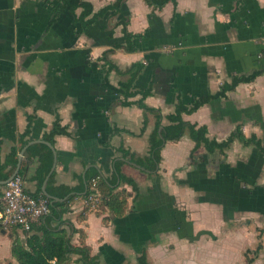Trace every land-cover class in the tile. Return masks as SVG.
Wrapping results in <instances>:
<instances>
[{"label":"crops","instance_id":"1","mask_svg":"<svg viewBox=\"0 0 264 264\" xmlns=\"http://www.w3.org/2000/svg\"><path fill=\"white\" fill-rule=\"evenodd\" d=\"M87 1L98 12L116 0ZM60 6L58 0H0V158L19 148V161L28 143L45 140L57 153L52 186L70 188L86 185L92 169L107 182L117 178V186L116 163L122 162L121 172L138 185L136 192L129 184L118 188L127 193L123 216L80 196L62 216L80 231L73 244L81 243L82 232L100 264H136L143 253L151 264H247L246 251L259 244L253 264H264V154L258 149L235 141L225 154L212 155L201 147L193 166L195 142L185 134L165 143L153 171L121 152L150 157L157 118L137 104L149 87L145 103L161 111L164 128L179 100L191 105L257 71L262 74L252 82L183 119L206 126L218 141L238 125L264 141V0H177L162 8L127 0L118 15L109 11L88 26L80 20L83 8L57 14ZM127 19L128 30L143 35L133 52L115 46L124 43L122 25L111 34L110 27ZM137 62L144 68L130 89L135 95L116 94L113 87L129 78L122 71ZM57 118L66 133L51 142L46 136ZM38 165L33 157L24 172L31 195L38 192ZM94 191L99 198L108 189L96 184ZM43 218L36 227L47 222ZM47 223L57 228L59 220L49 217ZM27 237L19 227L0 230V264L15 262L13 241L26 244Z\"/></svg>","mask_w":264,"mask_h":264},{"label":"trees","instance_id":"2","mask_svg":"<svg viewBox=\"0 0 264 264\" xmlns=\"http://www.w3.org/2000/svg\"><path fill=\"white\" fill-rule=\"evenodd\" d=\"M61 2V6L57 10L59 14L63 9L67 8L71 12H75L77 8H83L82 15L80 20L84 26L93 24L96 20L103 18L109 11H115L114 16L118 15L121 7L127 0H116L114 3L110 4L107 7L102 8L98 12L93 11V6L87 0H58ZM176 3L177 0H145V2L154 8H162L168 2ZM92 15L90 20H86L88 16ZM129 20H119L111 28V34L116 27L122 25L124 43L116 44V48H123L129 52L136 50L134 40L142 38V34H134L128 30ZM108 53L105 54V57ZM144 63L137 62L131 65L126 71H122L123 74H129L127 82H123L119 87H113V91L118 95H123L126 98L132 97L135 95L134 91H130L133 86L134 81L138 75L143 71ZM262 74V71H257L249 76H239L234 77L231 83L224 84L221 89L216 93H208L207 95H202L194 99L191 105H186L182 100H179L175 112L168 115L166 118L169 120V125L164 126L162 130L163 139L160 136L159 128L162 125L163 115L159 109H155L145 103V98L152 93V88L149 87L147 90L143 91L142 98L137 102L139 107H141L145 112L154 113L157 122L156 128L153 134L150 137L151 144V154L150 157L145 159L135 158L134 155L129 154V152L121 150L124 157L129 158L131 161L137 163V165L145 168L146 170L153 171L156 170L162 161V149L165 146V143L168 141H177L180 140L185 134H188L190 138L195 142V147L191 152V164L193 166L197 165L196 152L204 147L210 154H225L231 145L235 141L241 142L244 146H254L261 153L264 154V141L257 137L256 134L251 136H246L242 130V125H238L231 134L224 140L218 141L216 138H210L208 136V129L206 126H197L183 119V114H190L198 110L202 105L209 103L213 99L225 97L228 91L234 90L236 86L242 82H252L257 76ZM126 103V102H124ZM128 103V102H127ZM131 104V103H128ZM32 121V119L30 120ZM30 132V124L27 130V133ZM66 133L65 128L60 125V121L57 120L54 123L53 129L46 138L54 142L53 137L56 134ZM28 143L27 140H21V146H24ZM18 153L19 148L12 149L9 156L3 161L0 158V181L7 180L13 175L17 168L18 164ZM26 161L23 163V166L20 169L19 175L24 177V172L26 166L29 164L31 158L38 157L39 165L36 170L35 179L38 182V192L34 194L35 197H44L49 201L50 212L44 216L53 219L59 220V225L57 228H53L45 221V223H40V226H35L33 224L31 232L27 233V242L26 244L21 243L18 240L13 241L12 245V256L15 258V262L9 260L6 264H50L49 262L53 259L56 260V264H100L99 257L92 254V249L89 245L84 242V235L81 232V243L73 244L72 239L74 234L80 233L72 223L66 220H62V216L65 211H68L70 208V202L77 196L82 197L88 204L103 203L106 205L115 215L123 216L125 206L127 204V193L125 190H118L119 186L122 184H129L132 186L133 190L138 191V185L132 177H128L121 172L122 162H117L116 167L120 174L119 180L120 184H117L118 179H112L107 182L100 174V172L92 169L87 173L86 176V185H80L77 188H70L68 186L62 185L58 187L52 186V178L48 181L47 191L54 196L59 198H66L62 201H57L52 203V201L45 197L41 193V187L43 182L50 172L53 162L54 154L52 149L44 144H34L31 145L26 153ZM97 179L98 190L102 186H106L108 189L107 193H102L101 197H97L92 188V180ZM6 185L0 186V193L2 188L5 189ZM118 190V191H117ZM97 198V199H96ZM43 218V219H44ZM42 219V220H43ZM67 225L69 232L66 229H63L62 226ZM16 226L8 227L6 230H9ZM36 227V228H35ZM58 227L60 229H58ZM35 230V232H34ZM41 232V233H38ZM262 245L259 244L256 249L246 251L247 264H253L254 259L261 250ZM253 254L254 256H250ZM73 256H77L76 259ZM136 264H151L148 261L146 253H143L138 259Z\"/></svg>","mask_w":264,"mask_h":264},{"label":"built area","instance_id":"3","mask_svg":"<svg viewBox=\"0 0 264 264\" xmlns=\"http://www.w3.org/2000/svg\"><path fill=\"white\" fill-rule=\"evenodd\" d=\"M96 184L97 181L92 180L93 189ZM49 212V201L26 192L24 179L18 174L4 189V203L0 207V230L16 226L29 233L33 224L38 223ZM49 263L56 264V260L53 259Z\"/></svg>","mask_w":264,"mask_h":264},{"label":"water","instance_id":"4","mask_svg":"<svg viewBox=\"0 0 264 264\" xmlns=\"http://www.w3.org/2000/svg\"><path fill=\"white\" fill-rule=\"evenodd\" d=\"M162 129H163V126L160 128V135H161V130H162ZM161 138L163 139V136H162V135H161ZM36 142H42V143L47 144V145L52 149V151H53V153H54V163H53V166H52L50 172L48 173V175L46 176V178H45V180H44L43 188H42V189H43V193H44V195H45L47 198L51 199L52 203H55V202H57V201L65 200L66 198L61 199V198H59V197H56V196L50 195V194L47 192V190H46V184H47L49 178L51 177V175L53 174V172H54V170H55V167H56L57 153H56L55 147H54L51 143H49V142H47V141H45V140H36V141H32V142L28 143V144L22 149V151H21V154H20V156H19V161H18L17 168H16L15 172H14L13 175H12L11 177H9L7 180L0 181V185H1V186L6 185L9 181H11L15 176H17V175L19 174V172H20V168H21L22 158H23V155H24L25 151L27 150V148H28L31 144L36 143ZM3 232H5V230H3Z\"/></svg>","mask_w":264,"mask_h":264}]
</instances>
